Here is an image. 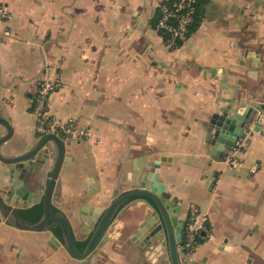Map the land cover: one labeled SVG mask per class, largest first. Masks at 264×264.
<instances>
[{"label":"crops","instance_id":"0c3cea01","mask_svg":"<svg viewBox=\"0 0 264 264\" xmlns=\"http://www.w3.org/2000/svg\"><path fill=\"white\" fill-rule=\"evenodd\" d=\"M4 1L0 117L13 135L0 150L16 155L35 140L39 84L60 81L49 113L72 119L80 135L66 139L53 207L77 243L84 247L113 196L140 186L158 159L180 216L197 208L207 225L185 264H264V116L251 115L241 150L219 141L212 123L229 105L264 103V0H208L179 48L156 29L165 0ZM9 170L0 160L1 186ZM45 173L43 165L27 179L31 190ZM151 212L143 199L130 201L86 264H170L153 224L140 230ZM53 234L0 218V264H85Z\"/></svg>","mask_w":264,"mask_h":264},{"label":"water","instance_id":"95a60500","mask_svg":"<svg viewBox=\"0 0 264 264\" xmlns=\"http://www.w3.org/2000/svg\"><path fill=\"white\" fill-rule=\"evenodd\" d=\"M244 106L243 114L238 113ZM256 111L260 112L259 116L261 114L264 116V103L240 102L234 107L231 105L225 107L222 113H215L212 123L216 124V137L228 146L235 145L237 139L243 136L246 123L250 122L251 115ZM236 117L238 121H235ZM0 123L7 128V133L0 137L1 146L12 137L13 127L2 117ZM226 134L228 139H225ZM69 143L70 141L56 133H46L37 134L26 150L16 155L6 156L0 150V160L10 165L8 184L0 185V218L15 227L27 230L50 228L54 231L58 226L62 234L60 237L53 234L54 239L59 244L62 243L70 255L86 264L93 252L107 241L111 224L127 204L135 199H143L152 207V212L147 217L146 225L141 226L140 230H145L147 226L153 224L149 231L150 236L154 242L164 246L170 264H185L187 253L182 244L186 237V217L180 216V204L170 199L165 184L160 180L161 160L158 159L150 163L145 173V181L140 186L113 196L110 203L101 211L84 247H79L69 218L64 212L55 211L53 207L59 174L66 158V146ZM43 165L46 169L43 187L31 190L26 183L27 179ZM38 203H42L43 213L37 221L30 222L23 216V212Z\"/></svg>","mask_w":264,"mask_h":264},{"label":"built area","instance_id":"2783aa9c","mask_svg":"<svg viewBox=\"0 0 264 264\" xmlns=\"http://www.w3.org/2000/svg\"><path fill=\"white\" fill-rule=\"evenodd\" d=\"M201 0H165L161 3L159 17L156 22L157 31L163 35L167 45L179 48L189 37L190 27L199 17L198 7ZM10 17V10L4 0H0V20ZM58 80L44 79L38 87L34 113L37 117L36 130L38 134L56 133L67 139L80 135L75 122L53 117L48 110L50 94L60 87ZM237 150L248 144L246 138L236 141ZM235 144V145H236ZM229 163L236 165L237 157L230 156ZM201 211L193 208L186 217L185 239L182 248L193 249L201 239L206 238L207 225L201 219Z\"/></svg>","mask_w":264,"mask_h":264},{"label":"trees","instance_id":"16d2710c","mask_svg":"<svg viewBox=\"0 0 264 264\" xmlns=\"http://www.w3.org/2000/svg\"><path fill=\"white\" fill-rule=\"evenodd\" d=\"M207 1H208V0H201V1H200V5H199V7H198L199 12L203 9V7H204V5L207 3ZM200 19H201V15H200L199 17L196 18L195 23L197 24V23L200 21ZM193 24H194V23H193ZM193 24L191 25L190 30H191L192 26L195 25V24H194V25H193ZM54 210L57 211L58 209H57V208H54ZM42 213H43V205H42V203H38V204H35V205H33L32 207H30V208L24 210V212H23V216H24L28 221H30V222H35V221H37V220L40 218V216L42 215ZM54 230H55V232H56L59 236H61V234H62V233H61V229H60L58 226L55 227ZM79 247L82 248V246H80V245H79Z\"/></svg>","mask_w":264,"mask_h":264},{"label":"flooded vegetation","instance_id":"af4514ba","mask_svg":"<svg viewBox=\"0 0 264 264\" xmlns=\"http://www.w3.org/2000/svg\"><path fill=\"white\" fill-rule=\"evenodd\" d=\"M186 231V230H185Z\"/></svg>","mask_w":264,"mask_h":264}]
</instances>
